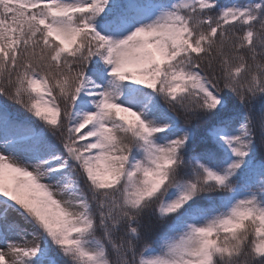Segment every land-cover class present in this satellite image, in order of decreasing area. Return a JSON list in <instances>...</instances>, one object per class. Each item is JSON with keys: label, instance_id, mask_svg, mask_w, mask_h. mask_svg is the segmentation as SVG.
I'll return each instance as SVG.
<instances>
[{"label": "snow or ice", "instance_id": "1", "mask_svg": "<svg viewBox=\"0 0 264 264\" xmlns=\"http://www.w3.org/2000/svg\"><path fill=\"white\" fill-rule=\"evenodd\" d=\"M0 264H264V0H0Z\"/></svg>", "mask_w": 264, "mask_h": 264}, {"label": "trees", "instance_id": "2", "mask_svg": "<svg viewBox=\"0 0 264 264\" xmlns=\"http://www.w3.org/2000/svg\"><path fill=\"white\" fill-rule=\"evenodd\" d=\"M221 2H225V0H221ZM18 108V106H16ZM20 111H23L22 109H19ZM202 134V129H200L199 131H197V137Z\"/></svg>", "mask_w": 264, "mask_h": 264}]
</instances>
